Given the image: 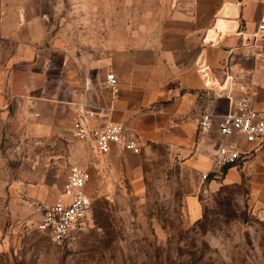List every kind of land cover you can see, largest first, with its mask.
<instances>
[{"label": "rangeland", "instance_id": "1", "mask_svg": "<svg viewBox=\"0 0 264 264\" xmlns=\"http://www.w3.org/2000/svg\"><path fill=\"white\" fill-rule=\"evenodd\" d=\"M50 34L69 56L98 55L156 42L177 0H36ZM46 8V10H45ZM48 137L34 125L0 122V264H264V174L252 183L208 187L165 143L139 154L98 157L77 141L65 113ZM109 163V171L98 169ZM90 172L86 229L53 244L37 231L43 207L58 197L70 166ZM202 217L192 221L187 200Z\"/></svg>", "mask_w": 264, "mask_h": 264}, {"label": "crops", "instance_id": "2", "mask_svg": "<svg viewBox=\"0 0 264 264\" xmlns=\"http://www.w3.org/2000/svg\"><path fill=\"white\" fill-rule=\"evenodd\" d=\"M176 3L154 44L120 47L103 56L94 51L67 56L61 40L50 34L41 3L0 0V122L34 125L30 131L36 137H48L62 113L69 125L80 116L92 128L119 124L140 149L165 143L201 173L210 170V157L219 144L231 145L239 159L220 182L234 185L249 178L252 183L260 167L264 174V149L246 142L241 133L219 134L218 122L233 101L219 96L216 84L223 83L229 63L248 75L251 107L264 106V31L253 35L264 21V0ZM211 38L217 43L211 45ZM109 73L116 79L115 94L106 85ZM203 112L213 117L207 134L196 128ZM110 152L112 157L124 151L111 146L105 156ZM214 182L208 184L212 191L218 188ZM187 211L192 221L202 217L195 197L187 200Z\"/></svg>", "mask_w": 264, "mask_h": 264}, {"label": "built area", "instance_id": "3", "mask_svg": "<svg viewBox=\"0 0 264 264\" xmlns=\"http://www.w3.org/2000/svg\"><path fill=\"white\" fill-rule=\"evenodd\" d=\"M264 31V21L256 26L253 34L256 38ZM217 41H212L214 45ZM264 50V47H262ZM264 60V57H263ZM264 70V61H263ZM224 77L221 86L217 85L218 95L232 99L233 108L221 117L217 128L221 136L243 134L246 142L255 143L264 149V106L253 109L251 102V82L246 72L227 63L223 69ZM106 85L113 94L117 93V83L113 74L106 75ZM226 85L225 87H223ZM206 86H210L209 83ZM239 96L232 97L233 92ZM213 117L209 112H203L196 119L198 133L207 134L212 128ZM73 137L89 145L98 156L108 154L111 146H117L123 151L139 154L140 146L133 138H128L123 126L109 123L99 128H92L84 117L76 118L71 125ZM239 153L231 145L219 144L210 157L211 168L202 174V180H217L224 168L235 165ZM100 171H109L106 162H99ZM90 172L88 169L72 165L69 167L57 199L41 210V216L36 224L37 231L44 234L53 244L68 242L76 234L86 229L91 210L92 199L89 194Z\"/></svg>", "mask_w": 264, "mask_h": 264}, {"label": "bare ground", "instance_id": "4", "mask_svg": "<svg viewBox=\"0 0 264 264\" xmlns=\"http://www.w3.org/2000/svg\"><path fill=\"white\" fill-rule=\"evenodd\" d=\"M212 41H215V39H214V38H211V39L209 40V43H211Z\"/></svg>", "mask_w": 264, "mask_h": 264}, {"label": "trees", "instance_id": "5", "mask_svg": "<svg viewBox=\"0 0 264 264\" xmlns=\"http://www.w3.org/2000/svg\"><path fill=\"white\" fill-rule=\"evenodd\" d=\"M226 169H227V168H224V169L222 170L221 175H223V173L225 172Z\"/></svg>", "mask_w": 264, "mask_h": 264}]
</instances>
